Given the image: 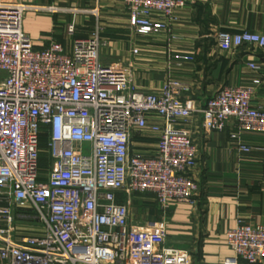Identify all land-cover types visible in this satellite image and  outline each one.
Listing matches in <instances>:
<instances>
[{
    "label": "built area",
    "instance_id": "built-area-1",
    "mask_svg": "<svg viewBox=\"0 0 264 264\" xmlns=\"http://www.w3.org/2000/svg\"><path fill=\"white\" fill-rule=\"evenodd\" d=\"M116 1L126 7L130 29L149 36L175 21L177 9L209 0ZM28 9L0 0V264H193L192 251L165 242L172 207L193 202L199 191L195 113L206 132L233 128L231 140L252 152L243 139L264 134V107L253 102L262 78L223 86L202 107L181 97L191 88L177 79L158 92L140 90L129 65L102 61L100 24L75 37L73 20L71 46L52 40L38 48L23 28ZM217 40L224 51L264 47V34L251 30L221 31ZM192 59L174 55L178 63ZM248 67L261 70L255 61ZM133 130L156 134V152L133 150ZM143 193L155 195L160 223L133 218L135 195ZM23 205L35 213L34 232L16 224L27 216L17 212ZM225 241L232 254L204 264L264 261V224L239 220Z\"/></svg>",
    "mask_w": 264,
    "mask_h": 264
},
{
    "label": "crops",
    "instance_id": "crops-1",
    "mask_svg": "<svg viewBox=\"0 0 264 264\" xmlns=\"http://www.w3.org/2000/svg\"><path fill=\"white\" fill-rule=\"evenodd\" d=\"M12 1L28 6L23 28L38 48L52 40L71 46L68 25L73 20L83 24L89 21L88 14L98 12L102 14L99 24L105 40L102 61L129 65L138 89L158 92L170 78L177 79L191 88L181 97L202 107L223 86H247L260 76L262 83L255 88L253 102L264 107V47L247 45L224 51L217 40L221 31L264 34V0H209L188 5L177 9V19L165 30L149 36L130 29L126 7L120 1ZM88 35L77 33L75 37ZM177 53L190 54L193 59L178 63L174 60ZM251 61L261 65L260 72L248 67ZM151 121L158 118L152 117ZM232 130L206 132L201 114L195 113L191 131L198 156L192 173L199 182V191L193 202H179L172 207L165 242L192 251L193 264L221 263L230 256L225 234L239 220L264 224V134H244V142L254 148L247 153L231 140ZM158 140L149 130H133L132 149L155 153ZM140 195L144 197L136 195L134 203L147 206L146 224L161 220L155 195ZM136 221L144 224V219Z\"/></svg>",
    "mask_w": 264,
    "mask_h": 264
},
{
    "label": "rangeland",
    "instance_id": "rangeland-1",
    "mask_svg": "<svg viewBox=\"0 0 264 264\" xmlns=\"http://www.w3.org/2000/svg\"><path fill=\"white\" fill-rule=\"evenodd\" d=\"M98 12H95L94 14H88L89 21H85L83 24L76 23V34H90L97 24L102 22L100 13L99 15L97 14ZM102 25V24H101ZM47 163H48V156L47 154H44L42 159H41V168L45 170L47 168ZM136 196V195H135ZM137 197L140 199L144 197L143 195L137 194ZM137 199V200H139ZM147 206H142L136 203L132 206V216L133 218L137 220H142L144 219V224H146L149 219L147 217ZM17 212L20 213H26L27 216H19L16 218V224L19 225L25 232L31 233L34 232L38 228V223L35 217V213L31 207L23 205L22 207L17 208ZM162 215V214H161ZM162 221L161 220H156V221H150L152 224H158Z\"/></svg>",
    "mask_w": 264,
    "mask_h": 264
},
{
    "label": "trees",
    "instance_id": "trees-1",
    "mask_svg": "<svg viewBox=\"0 0 264 264\" xmlns=\"http://www.w3.org/2000/svg\"><path fill=\"white\" fill-rule=\"evenodd\" d=\"M46 143H47V137L43 136L42 139H41V146H45ZM43 155L44 154H42L41 159H42ZM41 159H40V164H41Z\"/></svg>",
    "mask_w": 264,
    "mask_h": 264
}]
</instances>
